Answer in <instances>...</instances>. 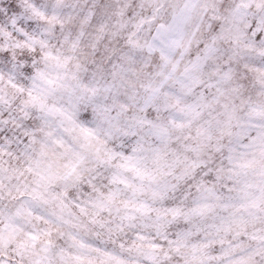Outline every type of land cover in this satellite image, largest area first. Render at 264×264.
I'll use <instances>...</instances> for the list:
<instances>
[{
    "label": "clouds",
    "instance_id": "9594fccd",
    "mask_svg": "<svg viewBox=\"0 0 264 264\" xmlns=\"http://www.w3.org/2000/svg\"><path fill=\"white\" fill-rule=\"evenodd\" d=\"M0 264H264V0H0Z\"/></svg>",
    "mask_w": 264,
    "mask_h": 264
}]
</instances>
